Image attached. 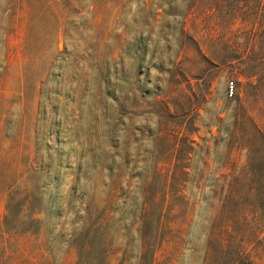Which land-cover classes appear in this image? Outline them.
<instances>
[{"label":"rangeland","instance_id":"1","mask_svg":"<svg viewBox=\"0 0 264 264\" xmlns=\"http://www.w3.org/2000/svg\"><path fill=\"white\" fill-rule=\"evenodd\" d=\"M11 253L264 264V0H0Z\"/></svg>","mask_w":264,"mask_h":264},{"label":"trees","instance_id":"2","mask_svg":"<svg viewBox=\"0 0 264 264\" xmlns=\"http://www.w3.org/2000/svg\"><path fill=\"white\" fill-rule=\"evenodd\" d=\"M34 213H31V219L34 220L33 217ZM2 232H7L10 233L11 235H14L15 233L18 232V228L16 227H10L7 225V222L4 223V227L3 230H1ZM15 243L12 245L15 248ZM2 258V255L0 256V259ZM17 258V256L15 255V253H11L8 254L5 258V260L3 261V264H11L13 260H15ZM27 262V261H26ZM31 264H49L48 259H42V258H38L35 262H31Z\"/></svg>","mask_w":264,"mask_h":264},{"label":"built area","instance_id":"3","mask_svg":"<svg viewBox=\"0 0 264 264\" xmlns=\"http://www.w3.org/2000/svg\"><path fill=\"white\" fill-rule=\"evenodd\" d=\"M227 87L228 89H230V91H232V89L234 88V82L233 81L228 82Z\"/></svg>","mask_w":264,"mask_h":264}]
</instances>
